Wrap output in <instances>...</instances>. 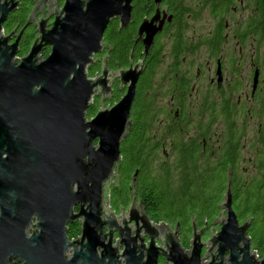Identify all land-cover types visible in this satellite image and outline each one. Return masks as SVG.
<instances>
[{
	"label": "water",
	"instance_id": "1",
	"mask_svg": "<svg viewBox=\"0 0 264 264\" xmlns=\"http://www.w3.org/2000/svg\"><path fill=\"white\" fill-rule=\"evenodd\" d=\"M50 1L33 0L17 36L18 29L6 35L4 26L20 0H0V264H264L252 250L250 220L241 224L234 211L230 172L219 231L204 242L205 231L194 223L190 250L178 229L150 220L137 193L127 212L112 210L110 185L144 67L117 71L124 96L90 120L94 98L104 102L112 87L106 59L95 78L89 70L109 24H130L133 0ZM40 9L51 10L53 24L38 20ZM155 19L140 28L146 55L162 30ZM29 26L37 38L19 58ZM45 47L51 53L43 59ZM78 222L80 237L70 240L68 226Z\"/></svg>",
	"mask_w": 264,
	"mask_h": 264
},
{
	"label": "trees",
	"instance_id": "2",
	"mask_svg": "<svg viewBox=\"0 0 264 264\" xmlns=\"http://www.w3.org/2000/svg\"><path fill=\"white\" fill-rule=\"evenodd\" d=\"M32 9V1L24 2L5 24V31L23 29ZM33 32L31 29L27 33L30 38L28 43H31V38L34 37ZM105 42L112 48V67L117 68L118 63L122 67L127 66L132 50V33L128 31L119 34L115 22L105 33ZM28 49L27 42L23 43L18 57H25L29 53ZM48 54L49 50L44 51L41 56L46 59ZM158 61V54L154 51L152 63L142 79L146 83L140 88L133 110L134 128L121 146V161L116 171L118 182L110 190L109 201L112 210L117 213L123 209L127 210L132 197L137 193L138 202L150 220L158 225L164 224L174 230L178 229L182 245L190 250L194 223L198 230H205V236L210 237L212 227L221 218V205L226 194L230 170L234 211L241 224L252 219L249 230L252 250L264 259V130L253 145L256 150L252 167L255 173L251 178L239 167L243 160L240 150L247 128L241 126L238 121L220 117L208 118L209 123L200 120L196 127L200 130L199 138L186 141L183 130L188 127L184 122L182 125L175 122L174 124L178 125H165L159 122V117L163 115L170 118L168 112L152 113V87L156 88L154 78ZM97 71H89L90 77L93 78ZM99 109L100 101L97 100L90 108L88 118L95 117ZM221 121L229 137L219 143L210 142V137L213 138V126ZM156 122L163 124L160 132L153 128ZM168 146L171 149L169 154L165 151ZM80 234L79 222L69 226L70 240L78 239ZM160 264L167 263L161 259Z\"/></svg>",
	"mask_w": 264,
	"mask_h": 264
},
{
	"label": "flooded vegetation",
	"instance_id": "3",
	"mask_svg": "<svg viewBox=\"0 0 264 264\" xmlns=\"http://www.w3.org/2000/svg\"><path fill=\"white\" fill-rule=\"evenodd\" d=\"M26 1L27 0H20L18 9H20ZM30 1L33 3V0ZM52 3L55 2L52 0L49 4ZM63 4L64 2L60 1L57 4L58 9H62ZM191 8L196 9L195 16L190 15L189 10H191ZM15 13L9 17L8 21ZM41 18L48 19L49 25L54 22L52 12L49 9L44 14L41 12V9L38 11V20ZM154 19L156 21L154 23L155 28L163 23L162 30L154 38V45L151 47L148 55H146L145 46L142 41L139 40L140 28L144 22L147 21L151 23ZM194 19L202 24H207L210 32L206 37H210V39L208 42H205V38L200 40L199 37H196L190 43L194 44L195 48L199 50L203 47L208 56L210 54L218 58L230 56V63L227 65L225 62L221 63L220 67H213L212 64H214V61L206 62L208 66H206L205 69L208 74L203 73L200 77V70L198 69L196 75V77L198 76L196 81H198L200 85H196L195 83L191 84V81L188 80L185 75L176 76L173 81L174 83L170 86V88H172V96L170 99L171 104H169V114H173L176 119L182 118V122L188 127L187 130H183L184 134L187 136L186 140L192 141L198 139L200 130L196 127L200 120H203L204 113L200 116L197 110L188 112V109L192 106L186 103L189 100L190 93L194 91V89L203 88V84L200 82L202 81V83L211 86L212 90H214L213 92L207 93L209 99L212 96L214 97L215 94L220 98V106L218 102L215 101V97L214 100H211V105L206 106V112L209 113L208 118H213V112L215 111L216 114L218 113L217 117L226 115V117L221 118L224 120L232 119L234 121H242V119H245L251 121L260 119L259 126L263 127V129H261L264 130V0H133L132 19L130 24L125 29H120V22L118 20L109 24L110 26L112 23L116 22L119 34L128 31L132 33V50L128 56V65L122 67L120 63H118L117 68L114 69L112 67V48L110 45L106 44L104 35L103 52L95 55V62L89 71L96 69L98 71L94 77L99 75L103 67V62L106 59L110 72L112 93L108 95L104 102L102 101L103 97H95L93 104H95L97 100L100 101V108L101 106L112 108L117 104L126 92L125 89L121 88L119 79L116 78L117 71L128 69L131 65H137L141 62V65L144 67V72L137 84V95L132 109L133 115V110L140 94V88L146 83L142 79L150 63H152L154 51L157 52L159 48L160 39L168 36L170 38V55L180 56L189 48L190 44L187 45V41L184 37H186L185 33L187 34L188 31V21ZM229 19L231 23L227 22ZM17 29L18 36L22 29ZM31 29L34 30V37L31 38V43H28L30 38H28L29 36H27V33ZM5 33L9 35L12 31H5ZM36 38L37 28L35 26H29L20 38L19 50H21L22 44L27 42L29 52ZM145 38L146 33L143 34V39ZM15 41L16 38L11 41V43ZM221 47H223V49H221ZM47 50H49L50 54L51 47H45L43 53ZM247 88H250V90L245 94L244 91ZM223 89H226V91H223ZM178 95L180 96L177 97ZM117 96H119V99L116 101L115 99H117ZM178 103L179 107H175L178 106ZM172 104H174V106L171 108ZM132 115V126L130 131L134 128ZM194 131H196V135L192 134ZM212 135L213 138L210 137L209 141L214 142L217 138L215 143H219L221 140L229 137L226 129H224L221 134L222 138L217 137V129H212ZM246 135L247 132L245 133V136ZM258 138L259 136L257 139H254L253 142L250 140L252 149L255 141H258ZM247 141L248 140H246V142ZM203 146L205 147L204 141ZM249 161H252V157L243 156L241 163H247ZM244 170L247 172L246 167ZM229 172L231 173L230 170ZM249 178H251V176H249Z\"/></svg>",
	"mask_w": 264,
	"mask_h": 264
},
{
	"label": "rangeland",
	"instance_id": "4",
	"mask_svg": "<svg viewBox=\"0 0 264 264\" xmlns=\"http://www.w3.org/2000/svg\"><path fill=\"white\" fill-rule=\"evenodd\" d=\"M189 11H190V15H192V16L196 15V9L195 8L194 9L191 8V10H189ZM227 22H230V19L227 20ZM187 30H188L187 34L185 33L186 37H184V38L187 41V45L190 44L189 48L186 49L185 52H183L178 57L176 55H173V56L170 55V50H169L170 38L168 36L162 37L159 41L160 44H159V48L157 49L159 61H158V65L156 66L157 70H156V75L154 78V81L156 82V88L152 87V97H153L152 99L154 102V109H152V113H155L154 111L164 112V113L168 112L169 113V111H170L169 104H171L170 99L172 96V93H171L172 88H170V86L174 83L173 81L176 78V76L185 75L187 77V79L191 81V84L195 83L196 85L197 84L200 85V83L198 81H196V78H198V76L196 77V75L198 73V69L200 70V72H199L200 77H201V74H203V73L208 74L207 70L205 69V67L208 66L206 62L214 61V64H212L213 67L214 66L220 67L221 63H225V62L227 65H229V63H230V58H231L230 56H225V57H221V58H218L217 56L213 57L211 54L208 56L206 51L203 49V47L201 50H199V49L195 48L194 44L190 43L196 37H199L200 40H203V38H205L206 39L205 42L209 41L210 37H206V35L210 32V29L207 26V24H202L200 22H197L195 19L189 20ZM221 49H223V47H221ZM200 82H201V84H203V88L202 89H199V88L194 89V91H192L190 93L189 100L187 101L186 104L192 106L188 109V112H194L195 110H197V112L200 113V116L202 113H204L202 119L205 120L206 123H209V119H208L209 113L206 112V106L211 105V100L212 99L214 100V97H215V101H217L219 106H220V98H218L217 95L215 94L214 97L212 96L209 99V96L207 95V93L213 92L214 90H212L211 86H209L205 83H202V81H200ZM249 90H250V88H247L244 91V93L246 94L247 92H249ZM223 91H226V89H223ZM154 97H155V99H154ZM172 106H174V104L171 105V108H172ZM175 107H179V103H178V106H175ZM102 108L108 109L110 107L101 106L100 110ZM213 115H214V119H215L217 117L218 113L216 114V112L214 111ZM170 116H171L170 118H168L166 116L163 117V115L160 116L159 122L164 123L165 125H171V124L172 125H178V124L182 125V118L176 119L173 114H171ZM224 117H226V115H222L220 118H224ZM259 120L260 119H255V120L250 121V120L242 119V121H238L241 126H243L244 128H247V130H246L247 135L243 139V144H242V148L240 150V153L244 157L246 155H249V157H252V161H249L247 163L243 162L242 164H240V166H239L240 170L245 169V167L246 168L254 167L253 157L256 154V150L251 148L250 140H251V142H253V140L257 139L258 136L260 137V133H261L263 127L259 126V124H260ZM174 122L178 123V124H174ZM216 122H218V121H216ZM161 123L156 122V124L153 127L157 132H160L159 129L163 125ZM215 125L213 126L214 127L213 129H217V137L222 138L221 134L224 131V124L221 121L220 124H218L216 126ZM192 134L196 135V131H194ZM186 139H187V136L185 137V140ZM216 139H215V141H216ZM246 140H248V141L246 142ZM165 151L167 154L171 153V149L169 148V146L167 148H165ZM111 183L112 184L110 185V190L113 187H115V185L117 184V177L116 176H115V178H113ZM127 210H125V212H127ZM122 211L123 210H121L118 213L116 212V214L121 215ZM212 229H213L212 234H216L219 231L220 226L214 225V227H212ZM32 233H33V231L30 232V234H32ZM210 237L205 236V234H204L203 241L204 242L208 241V239ZM256 255H258V254L256 253ZM258 259L261 260V258H259V257H258Z\"/></svg>",
	"mask_w": 264,
	"mask_h": 264
},
{
	"label": "bare ground",
	"instance_id": "5",
	"mask_svg": "<svg viewBox=\"0 0 264 264\" xmlns=\"http://www.w3.org/2000/svg\"><path fill=\"white\" fill-rule=\"evenodd\" d=\"M246 156H249V155H246ZM246 170H247V175L248 176H251L252 177V175H254V171H253V168H246ZM238 217V216H237ZM250 222L252 223V219L250 220ZM205 231V230H204ZM205 234V233H204ZM248 237H249V234H248ZM250 238V237H249ZM251 240V239H250ZM252 245V244H251ZM259 257V256H258ZM260 258V257H259Z\"/></svg>",
	"mask_w": 264,
	"mask_h": 264
}]
</instances>
